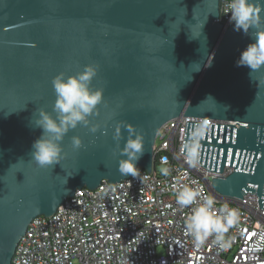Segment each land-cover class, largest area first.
I'll use <instances>...</instances> for the list:
<instances>
[{"label":"water","instance_id":"95a60500","mask_svg":"<svg viewBox=\"0 0 264 264\" xmlns=\"http://www.w3.org/2000/svg\"><path fill=\"white\" fill-rule=\"evenodd\" d=\"M219 0H0V264H12L18 239L38 215L49 216L76 189L117 183L113 139L118 122L143 134L137 167L154 170L159 128L178 116L227 121L186 122L182 144L200 128V164L215 174L211 193L264 208V67H238L250 36L223 28ZM99 65L91 87L104 90L96 133L80 125L61 142L66 155L39 167L32 144L39 110L53 112L52 79ZM83 146L74 150L71 137ZM128 137L122 128L120 147ZM230 171L220 176L224 169Z\"/></svg>","mask_w":264,"mask_h":264},{"label":"built area","instance_id":"2783aa9c","mask_svg":"<svg viewBox=\"0 0 264 264\" xmlns=\"http://www.w3.org/2000/svg\"><path fill=\"white\" fill-rule=\"evenodd\" d=\"M229 2L219 0L217 21L223 28L232 25ZM186 122L228 125L190 116L168 120L156 134L154 170L138 167L137 177L76 189L54 213L31 219L16 243L12 264H264V208L248 192L234 201L210 192L207 181L218 173L190 168L180 155ZM229 171L226 167L220 176ZM192 181L216 199L217 208L227 204L238 210V223L226 234L229 247L220 248L210 238L195 249L184 231L191 206L179 209L176 189Z\"/></svg>","mask_w":264,"mask_h":264},{"label":"clouds","instance_id":"9594fccd","mask_svg":"<svg viewBox=\"0 0 264 264\" xmlns=\"http://www.w3.org/2000/svg\"><path fill=\"white\" fill-rule=\"evenodd\" d=\"M230 13L229 22L234 31L250 36L254 42L249 43L240 53L236 61L238 67H247L251 80L252 73L264 67V0H230L227 4ZM99 65L90 63L84 66L82 72L67 75L60 72L52 79L55 92L53 112L39 110L35 126L41 129V135L32 144V159L39 167L55 165L66 155L62 141L66 134L78 126L89 127L91 133L99 130V125L92 123L89 117L98 113V105L105 103L104 90L91 87L92 80L97 76ZM122 128L128 131V137L123 147ZM113 139L117 141L113 154L123 157L118 160V171L121 175H140L137 163L145 152L144 136L127 122H118L115 126ZM202 132L193 126L187 140L181 146L180 155L190 168L200 164V141ZM74 150L83 146L78 135L71 137ZM165 167L163 173L167 175ZM176 205L179 209L189 208L190 214L184 220V231L191 237L193 247H203L211 238L214 245L220 248L230 246L231 238H226L229 229L238 223L239 212L227 204L216 207V199L212 195H204L196 181L183 184L176 189Z\"/></svg>","mask_w":264,"mask_h":264},{"label":"rangeland","instance_id":"374dc122","mask_svg":"<svg viewBox=\"0 0 264 264\" xmlns=\"http://www.w3.org/2000/svg\"><path fill=\"white\" fill-rule=\"evenodd\" d=\"M159 170H160V168H159ZM161 250V247L159 248V251Z\"/></svg>","mask_w":264,"mask_h":264}]
</instances>
